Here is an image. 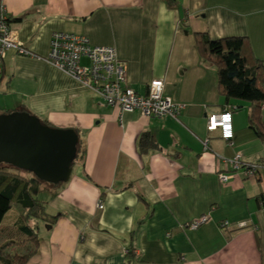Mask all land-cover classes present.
Returning a JSON list of instances; mask_svg holds the SVG:
<instances>
[{
	"label": "crops",
	"instance_id": "crops-1",
	"mask_svg": "<svg viewBox=\"0 0 264 264\" xmlns=\"http://www.w3.org/2000/svg\"><path fill=\"white\" fill-rule=\"evenodd\" d=\"M2 2L16 42L34 56L5 51L0 114L26 111L71 128L79 146L67 181L42 187L38 200L56 218L38 225L36 252L25 264H264V141L249 128L248 104L219 94L214 68L195 47L196 33L244 37L247 65L255 58L264 65V0ZM53 32L113 47L136 94L161 80L163 95L183 106L177 119L105 104L44 60ZM228 107L231 144L218 128L206 129V117ZM260 115L264 122V108ZM143 132L155 149L140 151ZM235 154L259 165L253 178L232 171ZM14 172L33 188L31 173ZM220 173L230 178L220 181ZM203 214L204 224L184 227ZM18 222L14 210L9 224Z\"/></svg>",
	"mask_w": 264,
	"mask_h": 264
},
{
	"label": "trees",
	"instance_id": "trees-1",
	"mask_svg": "<svg viewBox=\"0 0 264 264\" xmlns=\"http://www.w3.org/2000/svg\"><path fill=\"white\" fill-rule=\"evenodd\" d=\"M245 41L244 37L210 39L204 33L195 34L200 57L215 70L219 94L248 104L249 128L264 141V122L260 115L264 108V65L256 58L252 66L247 65L243 55ZM138 147L141 152L156 148L150 133L139 135ZM30 183L29 178L13 169L0 167V221L11 208L19 217L17 224H0V264H25L36 252L38 221L49 224L56 218L46 212L45 202L31 194ZM125 256H133L130 249Z\"/></svg>",
	"mask_w": 264,
	"mask_h": 264
},
{
	"label": "built area",
	"instance_id": "built-area-1",
	"mask_svg": "<svg viewBox=\"0 0 264 264\" xmlns=\"http://www.w3.org/2000/svg\"><path fill=\"white\" fill-rule=\"evenodd\" d=\"M7 17L5 6L0 0V75L2 58L6 50L13 49L21 56H34L16 42L6 23ZM82 58L87 59L88 65L80 64ZM44 60L76 79L83 87L93 91L108 106H116L122 111L137 110L146 117L170 116L177 119L183 107L163 95V82L158 79L148 84L145 95L136 94L127 84L125 63L117 58L115 49L110 46L92 45L84 36L53 32L49 40L48 54ZM231 109L234 107L222 109L206 117V129L218 128L220 137L229 144L232 138ZM203 145L206 146V140ZM228 162L232 171L241 169L247 178H253L259 167L257 164L242 162L239 154H235ZM218 178L224 182L230 178V174L220 173ZM102 207V202L98 200L96 208L101 210ZM206 221L207 215L203 214L187 222L184 227L196 229ZM242 225L244 224L240 223L238 227ZM219 226L226 227L228 222L223 221Z\"/></svg>",
	"mask_w": 264,
	"mask_h": 264
},
{
	"label": "water",
	"instance_id": "water-1",
	"mask_svg": "<svg viewBox=\"0 0 264 264\" xmlns=\"http://www.w3.org/2000/svg\"><path fill=\"white\" fill-rule=\"evenodd\" d=\"M71 128L44 124L26 111L0 114V163L31 173L38 181H67L77 154Z\"/></svg>",
	"mask_w": 264,
	"mask_h": 264
},
{
	"label": "rangeland",
	"instance_id": "rangeland-1",
	"mask_svg": "<svg viewBox=\"0 0 264 264\" xmlns=\"http://www.w3.org/2000/svg\"><path fill=\"white\" fill-rule=\"evenodd\" d=\"M75 162V161H74ZM72 164L71 166V170L74 169V166L75 164ZM0 167H3V168H7L8 170H14V167L11 166V165H5V164H1ZM24 174L26 175H31L29 172H25V171H22ZM34 182V186L33 188L30 189V192L31 194L38 198V199H43L45 197V192L42 190V187L46 185V183L44 182H40V181H37V179L33 180ZM11 214H14V209H9L8 213L5 214V216L3 217V219L0 221V224L4 225V224H9L10 222V215ZM42 222L38 221L37 225H41Z\"/></svg>",
	"mask_w": 264,
	"mask_h": 264
}]
</instances>
